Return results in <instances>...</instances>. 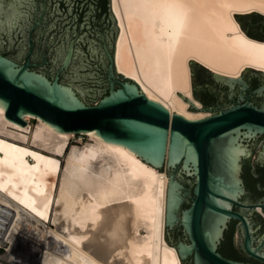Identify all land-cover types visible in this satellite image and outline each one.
<instances>
[{"label":"bare ground","instance_id":"6f19581e","mask_svg":"<svg viewBox=\"0 0 264 264\" xmlns=\"http://www.w3.org/2000/svg\"><path fill=\"white\" fill-rule=\"evenodd\" d=\"M111 2L119 26L116 71L172 115L213 114L188 110L179 94L204 106L193 94L191 59L234 77L247 66L264 70V41L248 36L233 14H264V0ZM6 115L0 100L2 264H180L166 240L167 172L94 130L70 148L73 131L31 113L23 116L25 127ZM169 150L168 143L166 160ZM52 217L55 228H47Z\"/></svg>","mask_w":264,"mask_h":264},{"label":"water","instance_id":"95a60500","mask_svg":"<svg viewBox=\"0 0 264 264\" xmlns=\"http://www.w3.org/2000/svg\"><path fill=\"white\" fill-rule=\"evenodd\" d=\"M2 10H9L8 16ZM233 14L248 36L252 37L243 27L245 19L254 21L253 33L264 35V15L257 11ZM118 30L110 0H0V100L6 104V117L25 127L23 116L31 113L60 131L94 130L105 140L136 150L159 169L166 164V240L170 231L172 241H177L182 232L176 227L183 228L186 240L169 242L180 264H249L218 250L232 218L243 221L246 250L264 260V253L252 246L247 218L233 210L234 205L245 206L239 198L245 191L241 160L247 147L256 155L264 150V70L247 66L241 77H234L191 59L194 97L199 100L194 89L196 71L210 78L214 92L204 95L218 100L215 89L221 83L228 87L231 101L223 99L228 107L197 120L172 115L163 104L148 98L133 79L116 71ZM250 84L255 103L246 96ZM179 94L191 103L188 110H212L197 108ZM233 136L245 155L234 157L230 164L225 148ZM188 197L191 204L186 207Z\"/></svg>","mask_w":264,"mask_h":264},{"label":"flooded vegetation","instance_id":"af4514ba","mask_svg":"<svg viewBox=\"0 0 264 264\" xmlns=\"http://www.w3.org/2000/svg\"><path fill=\"white\" fill-rule=\"evenodd\" d=\"M40 12L38 13V18H40ZM2 15L8 16V13L2 10ZM261 22V21H260ZM36 23H38L36 21ZM243 27L249 32L253 33L252 26L255 24L254 21L251 19L242 20ZM264 24V21H262ZM255 34V33H254ZM261 38H264V35H260ZM106 43V42H105ZM103 42V46L105 45ZM107 45V44H106ZM108 46V45H107ZM109 49V47H108ZM110 50V49H109ZM111 52V51H110ZM113 53V51H112ZM194 84H195V91L198 99L204 104L205 108L214 110H219L220 108H226L227 105L223 99H227L231 101L229 98L230 92L227 86L218 83V100H213L209 96L204 95L203 93L206 91H210L211 93L214 92L211 89L210 78L202 75L199 72L194 71ZM226 88V90H223ZM252 85L250 84L249 91L246 92L247 99L254 102L252 93ZM236 100L232 103L234 104ZM255 103V102H254ZM261 135H258L256 138L252 139L253 141L258 140ZM247 142V146H251V143ZM246 155L242 157L241 164H242V179H243V186H244V193L239 198L240 203L245 206L234 205L233 210L237 213L244 215L250 225L251 228V238H252V246L254 249L258 250L261 253H264V150L261 151L259 155H256L250 147L246 149ZM193 196V191L191 193ZM189 201L188 206L191 204L190 197L187 198ZM261 208V209H260ZM182 232L177 239V241H172L170 236V231H168V240L170 243H177L180 239L184 238L186 240V235L182 227H176V230ZM245 239H246V230L243 224V221L238 218H232L228 222V226L224 232V238L222 239L218 250L227 258L238 260L242 262H246L249 264H264V260L259 259L253 255H251L245 248ZM185 264V261L184 263Z\"/></svg>","mask_w":264,"mask_h":264},{"label":"rangeland","instance_id":"374dc122","mask_svg":"<svg viewBox=\"0 0 264 264\" xmlns=\"http://www.w3.org/2000/svg\"><path fill=\"white\" fill-rule=\"evenodd\" d=\"M110 8L112 10V2H111V0H110ZM112 13H113V10H112ZM260 14H262V13H260ZM262 15H264V14H262ZM118 32H119V30H118ZM117 35H118V33H117ZM116 38H117V36H116ZM115 41H116V39H115ZM114 48H115V45H114ZM37 124H38V118H33L32 121H31V124H30L32 129H35ZM88 141H89V136H87L86 134H83V133H78V134H75V136L70 139L69 146H70V148H71V146L73 144L82 146ZM66 159H67V154L64 157L60 158L61 165H65L66 164V162H65ZM167 170H168V167H167L166 164H164V168H163L162 171L167 172ZM54 213H55V211H54ZM52 221H53V217H52L51 221H48L46 223L47 228H55L54 223ZM6 251H7V247L5 245H1V247H0V256L4 255L6 253ZM17 257H19L20 259H24L25 258L24 255H18Z\"/></svg>","mask_w":264,"mask_h":264},{"label":"snow or ice","instance_id":"6c2138e0","mask_svg":"<svg viewBox=\"0 0 264 264\" xmlns=\"http://www.w3.org/2000/svg\"><path fill=\"white\" fill-rule=\"evenodd\" d=\"M229 139V144L225 148V152L229 157V163L231 164L234 160V157L245 155L240 148L238 147V138L233 136ZM264 156V154H262Z\"/></svg>","mask_w":264,"mask_h":264},{"label":"trees","instance_id":"16d2710c","mask_svg":"<svg viewBox=\"0 0 264 264\" xmlns=\"http://www.w3.org/2000/svg\"><path fill=\"white\" fill-rule=\"evenodd\" d=\"M252 37L254 38H261L260 35L254 34V33H249ZM196 97L198 98V96L196 95Z\"/></svg>","mask_w":264,"mask_h":264},{"label":"built area","instance_id":"2783aa9c","mask_svg":"<svg viewBox=\"0 0 264 264\" xmlns=\"http://www.w3.org/2000/svg\"><path fill=\"white\" fill-rule=\"evenodd\" d=\"M1 247V246H0ZM0 264H2V262H1V256H0Z\"/></svg>","mask_w":264,"mask_h":264},{"label":"clouds","instance_id":"9594fccd","mask_svg":"<svg viewBox=\"0 0 264 264\" xmlns=\"http://www.w3.org/2000/svg\"><path fill=\"white\" fill-rule=\"evenodd\" d=\"M16 22H18V18L16 17Z\"/></svg>","mask_w":264,"mask_h":264}]
</instances>
